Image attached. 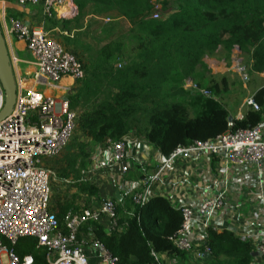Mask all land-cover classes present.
I'll use <instances>...</instances> for the list:
<instances>
[{
  "label": "trees",
  "instance_id": "trees-1",
  "mask_svg": "<svg viewBox=\"0 0 264 264\" xmlns=\"http://www.w3.org/2000/svg\"><path fill=\"white\" fill-rule=\"evenodd\" d=\"M73 3L75 16L49 20L71 30L88 7H95L99 13L115 12L131 21L126 36L101 46L96 60L83 67V86L70 97L69 108H81L77 128L88 142L72 144L78 153L68 154L67 165L56 172L62 180L72 174L79 181V193L98 196V188L82 180L79 172L85 169L89 156L86 145L103 144L107 139L119 141L133 132L168 157L178 146L210 141L227 131L251 128L264 119V86L253 96L260 109L249 108L242 118L230 121L217 89L210 90L209 97L198 93L188 103L168 102L161 96L172 78L178 77L180 82L193 78L203 58L218 49L230 54L237 48L246 61L242 63L247 73H264V0L164 1L163 8L171 3L172 11L157 19L150 17L153 0ZM127 38L132 44L128 51L124 49ZM115 56L123 60L119 68L113 64ZM78 156L81 159L76 168ZM71 208H77L75 202L59 199L51 207L59 218ZM116 212V227L107 230L97 225L95 235L118 258V264H157L154 255L160 254L186 258V252L170 240L181 226V209L165 197L154 195L137 205L131 194L123 196ZM204 246L210 249L207 264H264V257L251 256L250 242L227 229L207 227L201 250ZM11 247L20 258L30 255L32 264H48L45 248L34 238H20Z\"/></svg>",
  "mask_w": 264,
  "mask_h": 264
},
{
  "label": "built area",
  "instance_id": "built-area-1",
  "mask_svg": "<svg viewBox=\"0 0 264 264\" xmlns=\"http://www.w3.org/2000/svg\"><path fill=\"white\" fill-rule=\"evenodd\" d=\"M16 1L21 6L40 7L42 15L50 19L56 6L64 0ZM1 16L4 20L3 12ZM150 17L159 18L157 6ZM9 32L25 43L35 71L31 76L33 86L27 84L25 76L15 77L13 73L15 103L11 113L0 121V264H32L30 255L20 258L11 247L24 237L36 239L37 245L45 248L48 264H118V258L95 235L97 225L105 226L107 230L116 227L115 200L102 196L96 203L91 201L86 205H79L76 201L77 208L69 209L61 218L50 207L52 170L49 163L65 152L77 127L78 112L69 108L65 97L56 98L44 89L67 90L61 79L80 80L84 75L83 65L43 27H33L10 17ZM237 71L241 80L247 81L246 68L241 63L237 65ZM186 82L193 91L205 97L211 95L192 80ZM3 104L4 93L0 85V110ZM242 105L248 109H260L253 96L245 97ZM130 134L119 141L107 139L105 143L97 144L96 155H100L99 152L105 154L99 164L122 163L132 149ZM184 154L215 156L225 169L259 165L264 161V120L248 129L227 131L210 141L178 146L144 181L142 191L134 194L125 191L124 195L131 194L137 205L145 204L168 166ZM120 169L126 171L125 166ZM224 201L222 192L203 199L196 207L181 206L182 222L170 238L172 244L179 251H193L200 260L207 257L210 249L204 246L203 250H194L190 236L196 225L205 235V229L211 227L210 219L224 206ZM243 235V241L250 242L252 251L259 254L257 259H262L264 232L257 240L246 232Z\"/></svg>",
  "mask_w": 264,
  "mask_h": 264
},
{
  "label": "crops",
  "instance_id": "crops-1",
  "mask_svg": "<svg viewBox=\"0 0 264 264\" xmlns=\"http://www.w3.org/2000/svg\"><path fill=\"white\" fill-rule=\"evenodd\" d=\"M26 7L28 6L19 5L16 0H0V28L14 76H25L27 84L33 86L31 76H33L35 68L31 56L26 50L25 43L15 39L9 32V18H20V14ZM74 10L77 11L73 0L62 1L56 6L54 15L57 19H70L76 15L70 14ZM2 12L4 20L1 16ZM222 53L228 54L222 49H218L213 56L217 57ZM230 59L232 62L234 59L238 60L242 65L243 57L240 56L237 48L231 51ZM209 60L210 66L218 62L213 57H210ZM61 82L66 84L69 79L62 78ZM242 83V88L246 92L243 97L237 94L236 86L232 81L228 82L227 79L222 78V88L220 91L217 89V96L229 111L230 119L244 116L248 108L242 105L243 100L247 96H254L257 90L264 86V73L252 74L247 81H242ZM44 91L54 95L58 90L44 89ZM128 138L133 143L132 149L129 156L120 164L104 166L99 164L105 154L99 152L100 155H96L97 145H91V151L94 152L91 158L95 165L102 167L103 171H109V175H111L109 181L103 182L104 177H102L100 183L92 184L98 188V195L101 194L108 198L111 196V199L116 203L125 196V191H129L131 194L138 192L142 183L152 176L167 158L141 138L131 134ZM121 166L126 167L125 172L121 171ZM114 173L116 175H113ZM222 192L225 195L224 206L212 216L210 226L216 230H230L241 240H243L245 232L257 240L259 235L264 232V204H261V199H264V161L259 165L230 166L225 169L221 160L215 156L206 154L180 155L155 183L152 196H163L173 207L180 208L184 204L196 207L203 199L217 196ZM201 233L199 226H194L190 236L194 250H201L203 247L205 235L204 232ZM191 257L200 260L193 251L186 252L185 259L160 254L155 260L157 264H190ZM202 260L206 261V257ZM205 263L207 264V262Z\"/></svg>",
  "mask_w": 264,
  "mask_h": 264
},
{
  "label": "rangeland",
  "instance_id": "rangeland-1",
  "mask_svg": "<svg viewBox=\"0 0 264 264\" xmlns=\"http://www.w3.org/2000/svg\"><path fill=\"white\" fill-rule=\"evenodd\" d=\"M164 1L171 2V0H153V8L157 6L159 16L172 11L171 3L167 4L165 8H163ZM37 7H26L24 9V12L20 14V18L18 19L30 24L33 27H43L66 50L72 52L80 60L83 67H85L88 63L96 60L97 50L101 46L107 44V42L109 41L116 39L122 34H125L126 36V33L131 27V21L121 18L115 12L99 13L95 9V7H88V9H86V11L84 12V15L80 18L79 22L77 24H73L70 27L71 30H65L60 26V24H54L49 20V18L44 17L41 13L40 7ZM55 18L56 17L54 15V19ZM77 34L79 35V37L78 39H75ZM124 41L126 43L124 49L128 51L132 44L131 42H129L128 38ZM74 46H76L75 49ZM210 57L216 58V60H218V62L213 66H210ZM243 61L246 62L244 58L242 62ZM239 63L241 62L235 59L234 62H232V60L230 59V54L222 53L217 57H214L213 54L207 55V58L202 60L201 65L197 68V72L195 73L194 77L189 79L198 84L202 89L210 92V94V90L214 91V89H218L220 91L222 88L221 79H227L228 82H233L234 86H236L235 90L238 91L237 94L243 97L246 92L242 88L243 83L239 72L237 71V65ZM113 64L115 67L119 68L120 66L118 65H122L123 60L121 59V57L115 56L113 58ZM242 65L244 64L242 63ZM246 75L248 78H250L252 74L246 73ZM187 80L188 79H185L180 82L178 77L172 78V80L164 88L161 96L168 102H192L193 99L197 96L198 92L193 91L190 88V86L186 82ZM64 85L67 87V90L55 91L54 96L56 98L65 97L69 106L70 97H73L80 90V88L83 86V83L80 80L72 81V79H69V82ZM51 90L55 89L52 88ZM74 109L78 112L79 115L81 111L80 106L74 107ZM78 142L86 143L88 142V139L84 138L76 127V130L70 141V146L58 159L49 163L52 170L50 181L51 207H53L56 199H59L61 202L65 200L73 202L77 201L79 205H86L91 201L93 203H96L100 199V197L103 196L101 194H99L98 196H87L84 193H79V181H77L76 178L72 176V174L64 180L58 178L57 176L56 169L59 167H65L67 165V159L70 157L68 156V154L78 153L77 149L74 148V145H72ZM85 150L88 151L89 156L85 169H80L79 171L81 174V179L87 180L91 184L100 183L102 177H104L102 179L103 182L109 181V179L111 178V175H109V171H103L101 169L102 167H97L95 165V162L92 160L91 156L94 152L91 151V146L86 145ZM80 159L81 157L78 156L75 164L76 168H79ZM103 173L105 176L101 175ZM113 175L116 174L114 173ZM143 188L144 182L142 183L139 191H142ZM109 197L112 198L111 196ZM205 262L207 261L196 260L194 257H191L190 264H206Z\"/></svg>",
  "mask_w": 264,
  "mask_h": 264
},
{
  "label": "water",
  "instance_id": "water-1",
  "mask_svg": "<svg viewBox=\"0 0 264 264\" xmlns=\"http://www.w3.org/2000/svg\"><path fill=\"white\" fill-rule=\"evenodd\" d=\"M70 14L75 15L76 11L74 10ZM0 85L4 93V104L0 110V121H1L11 113L16 98L15 80L1 28H0ZM230 120L231 119L229 118V121ZM251 256L257 259L259 257V254L256 251H252Z\"/></svg>",
  "mask_w": 264,
  "mask_h": 264
},
{
  "label": "bare ground",
  "instance_id": "bare-ground-1",
  "mask_svg": "<svg viewBox=\"0 0 264 264\" xmlns=\"http://www.w3.org/2000/svg\"><path fill=\"white\" fill-rule=\"evenodd\" d=\"M64 2H69V0H66V1L64 0Z\"/></svg>",
  "mask_w": 264,
  "mask_h": 264
}]
</instances>
